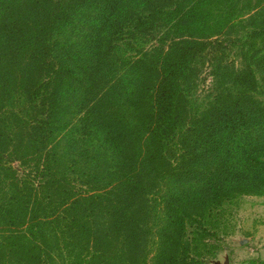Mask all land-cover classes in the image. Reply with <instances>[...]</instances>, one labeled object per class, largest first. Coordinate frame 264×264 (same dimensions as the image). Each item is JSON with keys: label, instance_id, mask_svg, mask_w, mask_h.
I'll return each mask as SVG.
<instances>
[{"label": "trees", "instance_id": "1", "mask_svg": "<svg viewBox=\"0 0 264 264\" xmlns=\"http://www.w3.org/2000/svg\"><path fill=\"white\" fill-rule=\"evenodd\" d=\"M87 10H96L99 30L94 74L99 64L110 66L120 41L130 46L138 78L132 121L108 111L96 118L119 162L120 190L111 201L77 190L47 158L65 78L50 36ZM241 23L236 64L228 44ZM260 63L264 0H0V167L12 186L9 217L25 225L20 236L3 238V258L49 264L40 236L47 221L56 238L76 242L74 264L124 260L143 240L145 179H170L193 188H177L165 200L172 231L156 264H211L208 241L228 233L230 207L264 193V106L255 98L254 70ZM9 91L26 100L17 113L6 110ZM102 217L109 220L103 242L93 231Z\"/></svg>", "mask_w": 264, "mask_h": 264}, {"label": "rangeland", "instance_id": "2", "mask_svg": "<svg viewBox=\"0 0 264 264\" xmlns=\"http://www.w3.org/2000/svg\"><path fill=\"white\" fill-rule=\"evenodd\" d=\"M95 16L96 10L78 13L69 24L58 27L50 36V42H56L53 54L61 59L65 78L59 85L51 120L47 158L51 170L73 182L77 190L97 193L111 201L112 196L120 190L119 162L116 152L106 140L103 124L96 118L98 114L108 111L114 116L121 115L131 120L130 100L136 91L138 78L130 67V46L120 41H117L118 47L113 51V60L108 62L110 66L99 64L94 74L91 54L98 39L94 33L99 31L93 27ZM240 28L242 23L235 28L238 29L237 36L233 37L232 33V42L227 43L231 48L230 58L236 64L241 62L239 47L245 41ZM153 42L146 41L145 45ZM254 70L257 79L255 98L264 106V63L255 66ZM12 92L8 93L12 97L9 101L11 105L6 110L17 113L27 103L23 95L13 99ZM12 123H17L16 119L13 118ZM259 135L261 143H264V126ZM18 164V161H14L13 166L22 171L23 167ZM145 180H148L144 185L147 195L142 199L140 221L144 223L143 240L130 252V257L125 255L124 260L116 257L112 264H156L164 250L165 235L172 231L165 211V200L177 188H193L191 181L189 185H184L170 179ZM11 192L8 173L0 167V245L8 235L20 236L25 227L22 221L9 217L11 212L7 203ZM230 211L228 233L208 241L211 246L207 258L211 264H264V193L241 196ZM93 224V231L103 242L101 232L109 229V220L102 217L94 220ZM53 230L55 228L45 221L40 236L48 254L46 258L51 264H74L78 252L76 242L67 235L56 238ZM8 262L16 264L13 259L3 258L0 252V264Z\"/></svg>", "mask_w": 264, "mask_h": 264}]
</instances>
